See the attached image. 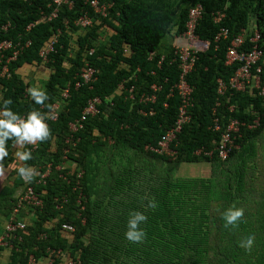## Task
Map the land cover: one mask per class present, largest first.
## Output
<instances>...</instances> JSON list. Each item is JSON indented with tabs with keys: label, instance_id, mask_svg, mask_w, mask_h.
<instances>
[{
	"label": "trees",
	"instance_id": "trees-1",
	"mask_svg": "<svg viewBox=\"0 0 264 264\" xmlns=\"http://www.w3.org/2000/svg\"><path fill=\"white\" fill-rule=\"evenodd\" d=\"M99 1L109 5L106 17L85 0H74L72 8L63 7L50 21L51 0H0V42L21 46L15 61L7 62L14 50L1 60L0 105L10 99L8 107L21 118L39 111L50 133L45 141L22 147L5 142L8 156L0 161V187L6 180L11 185L0 189V222H10L28 186L44 202L41 209L19 208L14 220L24 227L0 245V251H10L7 264H31V257L35 264H264V96L233 91L219 98L217 80L228 82L238 65H225L229 41H214L221 27L232 39L255 25L264 83V0ZM199 5L203 12L195 41L207 47L197 49V62L186 78L193 88L190 120L171 144L176 153L166 156L147 147L157 148L177 124L181 99L175 91L169 96L180 76L174 46L195 42L182 34L189 11ZM220 11L226 18L216 24ZM82 16L93 19V25L77 27ZM104 30L111 35L98 44ZM166 37L171 43L163 44ZM53 38L54 51L44 61L40 52ZM86 64L96 70L97 79L76 88ZM6 66L9 76L3 73ZM31 69L48 74L42 88L48 99L40 105L26 91ZM152 85L161 86L155 102L142 101V95L153 93ZM67 87L69 97L63 99ZM94 98L101 101L99 113L73 133L70 124L80 120ZM55 104L61 107L53 121L49 115ZM215 118L222 131L214 129ZM256 118L260 124L248 128ZM230 119L245 125L236 148L222 161L216 147ZM19 147L32 158L19 161ZM202 162L209 164L206 176L177 175L182 165ZM21 166L34 170L31 181L19 178ZM48 168L44 184L38 183ZM229 208L243 212L235 228L225 227L222 218ZM135 212L147 217L138 225L145 233L138 243L124 237ZM64 223L75 232L63 231ZM249 236L253 244L245 250L241 244Z\"/></svg>",
	"mask_w": 264,
	"mask_h": 264
},
{
	"label": "built area",
	"instance_id": "built-area-1",
	"mask_svg": "<svg viewBox=\"0 0 264 264\" xmlns=\"http://www.w3.org/2000/svg\"><path fill=\"white\" fill-rule=\"evenodd\" d=\"M52 4V12L48 18V20H53L57 17L60 9L63 7L72 8L74 5V0H51ZM89 5L94 9V11L103 16H107V10L109 5L100 4L99 0H85ZM203 8L199 5L192 8L188 14V20L186 23V31L182 34L184 38L188 42L195 41L197 36L195 35V30L198 25V21L202 17ZM226 18V14L222 11L217 12L214 16V22L216 24H221ZM93 25V19L88 16L80 17L76 26L81 29H87ZM255 25H250L248 29H243L241 33L234 38L230 39V32L226 27H221L217 35L214 37L215 43H219L222 39L225 41H229L226 47L225 54V65L232 66L238 65L233 75L229 78L228 82H225L222 79L217 80V93L219 98L225 97L227 93H233V91L238 92H248L253 94V96H264V83L261 79L262 74V66L259 64L263 52L258 45V41L260 40V33L258 30H255ZM29 26L28 28H30ZM7 26L3 27V30L6 31ZM56 38H53L44 49L41 50L40 56L44 61L47 60V56L50 52L54 51V44L56 42ZM30 42L26 44L28 46ZM21 46L19 44H14L13 41L3 40L0 42V63L4 57L5 52L14 50L13 55L7 59V62L15 61ZM174 53L176 55V59H174L178 63V68L180 70L179 80L173 85L170 90L169 96L174 94V91L181 99V104L179 107V116L177 124L174 128L168 130L161 138L157 148H149L150 150H154V152L167 156H174L175 151L171 148V144L175 141L178 132L181 130V127L190 120V116L188 115V107L192 106V93L193 88L187 82V76L193 71L194 66L197 62V49L191 46L184 45H175ZM93 50L89 51L91 54ZM127 52V50L125 51ZM153 56V54H151ZM161 65V61L158 63V66ZM3 73L8 75L7 66L4 67ZM80 80H78L75 84L76 88H79L82 84H90L91 82L96 80V70L90 67L88 64L82 68L81 73L79 75ZM119 89H123V85L120 86ZM132 90H129V93H132ZM151 90L153 93L151 95H142L141 100L144 102L154 103L156 100L155 93L161 90V86L152 85ZM63 99H67L69 97V87H67L62 94ZM231 98V97H230ZM230 100V99H228ZM101 103L99 98H94L88 101L87 106L81 114V118L79 121L70 124L71 131L77 132L82 129L84 122L88 119L89 116H95L99 113L98 105ZM217 107L220 106V103H217ZM61 105L55 104L53 106V110L51 111L49 118L51 120H56L59 115ZM235 110V106L228 107L229 112H233ZM216 113V110H214ZM153 114V111L151 112ZM24 118V117H22ZM260 124V119L256 118L253 122L248 124V128H255ZM245 125L241 124L236 119L228 120L227 124H223L224 131L221 133V139L216 147V152H218V157L221 160H226L229 157L231 151L236 148L235 139L240 133V126ZM214 129L217 131H222V125L220 124V120L218 118L214 119ZM211 154V153H210ZM50 173L49 168L47 171L41 176L38 183H43L45 178L48 177ZM18 207L15 208L12 212V219L10 222H7L4 228L3 236L0 237V245L5 244V237H9V235L15 231H17L18 227L23 228L24 223H17L14 219L18 217L19 210L24 208L29 209H41L44 205L43 200L40 196L35 192L34 188L28 186L26 190H24L18 197ZM20 208V209H19ZM17 221V219H16ZM85 220H83L84 222ZM62 230L67 234H71L75 232V227L64 223L62 225ZM60 253V251L58 252ZM49 261V258L45 261ZM79 262V259H77ZM31 264H35V260L33 257L30 259ZM51 263V261H50ZM66 264H74L72 260L67 261Z\"/></svg>",
	"mask_w": 264,
	"mask_h": 264
},
{
	"label": "clouds",
	"instance_id": "clouds-1",
	"mask_svg": "<svg viewBox=\"0 0 264 264\" xmlns=\"http://www.w3.org/2000/svg\"><path fill=\"white\" fill-rule=\"evenodd\" d=\"M126 53H129V51L127 50ZM26 91L34 104H43L48 99L46 92L41 88L33 86ZM10 104L11 100L5 99L3 104L0 105V160L8 156V152L5 149L6 141L12 140L14 145L22 147L25 143L34 144L37 141L43 142L48 139L50 135L48 126L44 123V117L39 111H31L27 114L26 118H21L18 114L10 110L8 107ZM178 134L173 143L177 141ZM15 157L22 162L32 158L31 152L19 150L15 152ZM17 174L20 179L31 181L34 176V170L27 166H21L17 169ZM148 207L154 208L155 203L149 201ZM222 218L225 222V227L235 228L243 219V212L239 209L229 208L223 213ZM146 219L147 217L141 212L131 214L127 221V230L124 233L125 239L133 243L141 242L145 233L143 230H137V228L138 225L146 221ZM252 244L253 237L249 236L246 241L242 242L241 246L244 247L245 250H248L251 248Z\"/></svg>",
	"mask_w": 264,
	"mask_h": 264
},
{
	"label": "crops",
	"instance_id": "crops-1",
	"mask_svg": "<svg viewBox=\"0 0 264 264\" xmlns=\"http://www.w3.org/2000/svg\"><path fill=\"white\" fill-rule=\"evenodd\" d=\"M106 30H104L103 32H100L99 34L101 35L99 40H98V44H102V43H106L110 37V33H106ZM105 32V33H104ZM32 68V67H31ZM47 73L42 71V70H38V69H31L29 70V74H27L28 80H30V87H37V88H43L44 87V83L45 80L47 78ZM27 144V143H25ZM21 151V147H19L16 151ZM1 161V160H0ZM4 185H11V182L9 180H6L4 182ZM2 186L0 187V189L2 188ZM7 222L5 221H1L0 222V237L3 235L4 233V228ZM9 249L4 248V250L0 251V264H7L9 262V254L10 251H8Z\"/></svg>",
	"mask_w": 264,
	"mask_h": 264
},
{
	"label": "rangeland",
	"instance_id": "rangeland-1",
	"mask_svg": "<svg viewBox=\"0 0 264 264\" xmlns=\"http://www.w3.org/2000/svg\"><path fill=\"white\" fill-rule=\"evenodd\" d=\"M171 43V38L166 37L163 41V44ZM188 46H191L196 49H205L207 43L201 41H195L194 43H187ZM209 170V164L206 162L197 163V164H184L181 166L180 170L177 172V175L180 177H204L207 175Z\"/></svg>",
	"mask_w": 264,
	"mask_h": 264
}]
</instances>
